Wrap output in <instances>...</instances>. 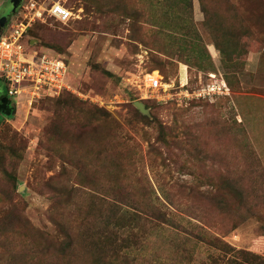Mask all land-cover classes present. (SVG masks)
Masks as SVG:
<instances>
[{"label":"rangeland","instance_id":"1","mask_svg":"<svg viewBox=\"0 0 264 264\" xmlns=\"http://www.w3.org/2000/svg\"><path fill=\"white\" fill-rule=\"evenodd\" d=\"M53 1L25 41L69 90L0 118V264L264 259V0Z\"/></svg>","mask_w":264,"mask_h":264},{"label":"built area","instance_id":"2","mask_svg":"<svg viewBox=\"0 0 264 264\" xmlns=\"http://www.w3.org/2000/svg\"><path fill=\"white\" fill-rule=\"evenodd\" d=\"M73 17L72 11L61 1H22L19 12L0 32V77L7 84L8 95L13 100L18 102L24 96L33 102L57 97L63 90H69L66 61L47 51L32 48L25 39L37 20L46 22L53 18L67 24ZM148 82L152 89L162 85L156 79H149Z\"/></svg>","mask_w":264,"mask_h":264},{"label":"trees","instance_id":"3","mask_svg":"<svg viewBox=\"0 0 264 264\" xmlns=\"http://www.w3.org/2000/svg\"><path fill=\"white\" fill-rule=\"evenodd\" d=\"M0 86H3L7 90V93H8L7 84L5 83V81L1 77H0ZM67 91L68 90H63L61 92V94L59 95V97L62 96L63 94H65ZM115 206L118 207L117 204H115ZM250 213H251L250 211L246 210V213L242 215V221L247 220V216L249 217L251 215ZM139 218H141L140 215L139 216L137 215L136 218H131L130 221H132V223H133L135 221H138ZM140 223L141 222L139 221L138 224H140ZM211 241L216 242L218 244H221V247L226 249L229 252L232 251V248L228 244H226L222 239H219L217 237H213V239ZM233 251H235V250L233 249ZM235 252L239 253V255H241V256H243V255H245L246 257L250 256L251 262L249 264H264V259H262L259 256L254 255L252 253L243 252V251H240V252L235 251Z\"/></svg>","mask_w":264,"mask_h":264},{"label":"flooded vegetation","instance_id":"4","mask_svg":"<svg viewBox=\"0 0 264 264\" xmlns=\"http://www.w3.org/2000/svg\"><path fill=\"white\" fill-rule=\"evenodd\" d=\"M4 0L0 4V11L4 13L8 7V5L11 3V0ZM5 99V100H4ZM4 100V102H3ZM15 108V102L14 100L8 95L7 90L3 87L0 86V110L2 113H0V118L2 116H7V112H13Z\"/></svg>","mask_w":264,"mask_h":264},{"label":"water","instance_id":"5","mask_svg":"<svg viewBox=\"0 0 264 264\" xmlns=\"http://www.w3.org/2000/svg\"><path fill=\"white\" fill-rule=\"evenodd\" d=\"M21 1L22 0H13L14 7L15 6H19L21 4ZM11 2H12V0H11ZM10 11H11V6L9 8L7 7L6 11L4 12L3 17L6 18L8 16V14L10 13ZM4 100H3V102H4ZM134 105L143 115H148L149 114V110L146 108L145 104L142 101H136V102H134ZM15 110H16V106L14 108V111ZM0 113H2L1 110H0ZM11 114H12V112H7L6 113L7 116H10Z\"/></svg>","mask_w":264,"mask_h":264},{"label":"bare ground","instance_id":"6","mask_svg":"<svg viewBox=\"0 0 264 264\" xmlns=\"http://www.w3.org/2000/svg\"><path fill=\"white\" fill-rule=\"evenodd\" d=\"M153 78L156 79V76H152V79H153ZM154 79H153V80H154Z\"/></svg>","mask_w":264,"mask_h":264}]
</instances>
